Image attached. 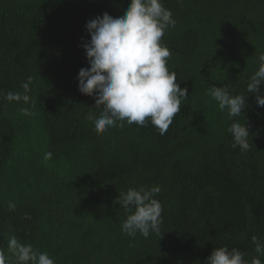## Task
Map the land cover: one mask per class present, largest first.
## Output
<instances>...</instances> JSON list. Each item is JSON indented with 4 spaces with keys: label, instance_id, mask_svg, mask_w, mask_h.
Segmentation results:
<instances>
[{
    "label": "trees",
    "instance_id": "16d2710c",
    "mask_svg": "<svg viewBox=\"0 0 264 264\" xmlns=\"http://www.w3.org/2000/svg\"><path fill=\"white\" fill-rule=\"evenodd\" d=\"M128 3L0 0V250L15 235L55 264H207L227 246L264 264L254 243L264 244V107L247 91L264 54V0H162L176 21L162 38L167 66L188 96L164 135L126 122L98 135L86 117L102 106L78 89L86 23ZM224 85L249 95L239 117L207 94ZM244 120L246 151L227 131ZM141 186L160 187L162 223L132 238L116 200Z\"/></svg>",
    "mask_w": 264,
    "mask_h": 264
},
{
    "label": "clouds",
    "instance_id": "9594fccd",
    "mask_svg": "<svg viewBox=\"0 0 264 264\" xmlns=\"http://www.w3.org/2000/svg\"><path fill=\"white\" fill-rule=\"evenodd\" d=\"M176 21L172 12L163 6L162 0H129L123 15L114 18L107 12L89 20L86 31L90 40L83 44L90 67L81 68L78 73V89L95 98V107H101L99 117L92 114L86 119L94 123L96 133L103 134L111 127L151 123L159 134L164 135L180 112L182 102L188 96L187 88H181L177 73L169 71L167 60L170 50L162 38ZM260 66L247 85L248 93H257V107H264V54L259 56ZM29 83L22 87L27 90ZM207 94L216 101L228 117H239L244 112L247 97L232 96L227 85L211 86ZM8 101H19L20 94L7 93ZM22 99L27 102L29 96ZM248 107V105H247ZM26 111V110H25ZM233 138V147L242 151L249 149V129L244 123L233 122L227 129ZM45 160L51 153L45 154ZM159 186L129 188L116 200L130 213L121 224L122 233L135 238L137 233L148 238L150 233L160 234L162 205L155 198ZM255 251L264 255V244L254 238ZM7 254L0 250V264H11L9 255L15 257V264H55L48 253L35 250L31 244L21 243L15 235L6 240ZM2 247V246H0ZM207 264H248L244 253L227 246L215 248L207 258ZM252 264H261L254 258Z\"/></svg>",
    "mask_w": 264,
    "mask_h": 264
}]
</instances>
